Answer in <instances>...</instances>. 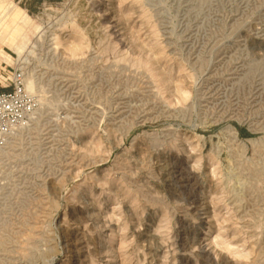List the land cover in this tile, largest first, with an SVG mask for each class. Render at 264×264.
<instances>
[{
    "label": "rangeland",
    "instance_id": "1",
    "mask_svg": "<svg viewBox=\"0 0 264 264\" xmlns=\"http://www.w3.org/2000/svg\"><path fill=\"white\" fill-rule=\"evenodd\" d=\"M2 71L0 264H264V0H0Z\"/></svg>",
    "mask_w": 264,
    "mask_h": 264
},
{
    "label": "built area",
    "instance_id": "2",
    "mask_svg": "<svg viewBox=\"0 0 264 264\" xmlns=\"http://www.w3.org/2000/svg\"><path fill=\"white\" fill-rule=\"evenodd\" d=\"M30 109L31 106L27 102L22 77L20 74L14 75L10 90L0 92V139L20 126L27 118Z\"/></svg>",
    "mask_w": 264,
    "mask_h": 264
},
{
    "label": "bare ground",
    "instance_id": "3",
    "mask_svg": "<svg viewBox=\"0 0 264 264\" xmlns=\"http://www.w3.org/2000/svg\"><path fill=\"white\" fill-rule=\"evenodd\" d=\"M21 53H22V49L21 48H17L16 49V54L20 57Z\"/></svg>",
    "mask_w": 264,
    "mask_h": 264
},
{
    "label": "crops",
    "instance_id": "4",
    "mask_svg": "<svg viewBox=\"0 0 264 264\" xmlns=\"http://www.w3.org/2000/svg\"><path fill=\"white\" fill-rule=\"evenodd\" d=\"M2 74H4V71H2V72L0 73V75H2Z\"/></svg>",
    "mask_w": 264,
    "mask_h": 264
}]
</instances>
